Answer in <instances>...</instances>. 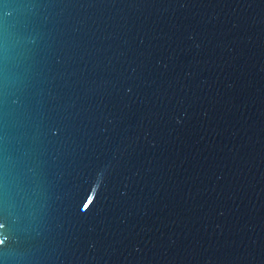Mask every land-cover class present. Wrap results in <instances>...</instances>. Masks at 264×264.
Returning <instances> with one entry per match:
<instances>
[{"label":"water","instance_id":"obj_1","mask_svg":"<svg viewBox=\"0 0 264 264\" xmlns=\"http://www.w3.org/2000/svg\"><path fill=\"white\" fill-rule=\"evenodd\" d=\"M0 264H264V0H0Z\"/></svg>","mask_w":264,"mask_h":264}]
</instances>
